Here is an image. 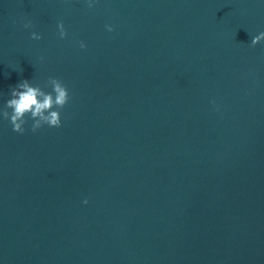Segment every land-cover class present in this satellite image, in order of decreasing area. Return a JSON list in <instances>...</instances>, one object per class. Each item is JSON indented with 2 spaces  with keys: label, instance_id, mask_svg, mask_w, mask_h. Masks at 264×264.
Instances as JSON below:
<instances>
[{
  "label": "water",
  "instance_id": "95a60500",
  "mask_svg": "<svg viewBox=\"0 0 264 264\" xmlns=\"http://www.w3.org/2000/svg\"><path fill=\"white\" fill-rule=\"evenodd\" d=\"M88 3L0 0V113L70 94L0 115V264H264V0Z\"/></svg>",
  "mask_w": 264,
  "mask_h": 264
},
{
  "label": "clouds",
  "instance_id": "9594fccd",
  "mask_svg": "<svg viewBox=\"0 0 264 264\" xmlns=\"http://www.w3.org/2000/svg\"><path fill=\"white\" fill-rule=\"evenodd\" d=\"M88 7H95L92 0H89ZM24 27L29 28L31 24L26 23ZM58 27L61 39L65 38L67 31L63 22ZM106 27L108 31H114L111 25ZM32 39L40 40L42 36L33 32ZM262 40H264V32L252 38L251 44L255 47ZM80 47L86 48L87 45L81 41ZM48 85L52 89L51 92H46L39 86H33L30 81L25 79L11 90V98L6 102V110L0 115L5 120L10 121L14 132L24 134L26 131L25 125L29 119L33 121L31 125L33 132L44 125L57 128L62 126L61 112L54 109L62 110L68 104L70 100L69 90L61 79L55 77H49ZM7 109L12 111L9 112ZM84 203H88V201L85 200Z\"/></svg>",
  "mask_w": 264,
  "mask_h": 264
}]
</instances>
